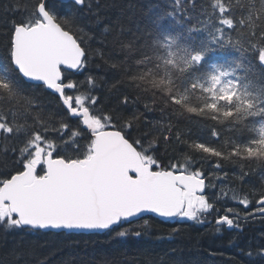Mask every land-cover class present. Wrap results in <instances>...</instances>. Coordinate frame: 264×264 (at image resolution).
<instances>
[{"label": "snow or ice", "instance_id": "obj_1", "mask_svg": "<svg viewBox=\"0 0 264 264\" xmlns=\"http://www.w3.org/2000/svg\"><path fill=\"white\" fill-rule=\"evenodd\" d=\"M108 6L0 4L20 13L0 62V234L20 237L12 264H47L26 233L139 238L146 214L206 224L215 212L216 232L264 219V0H148L115 23ZM108 36L122 53L109 65L120 73L109 92L124 89L115 106L89 68L107 62ZM181 118L207 137L192 139ZM253 175L259 186L245 192ZM259 239L249 264H264Z\"/></svg>", "mask_w": 264, "mask_h": 264}, {"label": "trees", "instance_id": "obj_2", "mask_svg": "<svg viewBox=\"0 0 264 264\" xmlns=\"http://www.w3.org/2000/svg\"><path fill=\"white\" fill-rule=\"evenodd\" d=\"M9 0H0V4ZM15 3L16 0H11ZM25 0H20L23 4ZM109 6L104 10L105 17L115 23L122 18V10L129 4L140 5L148 0H104ZM68 3V2H66ZM20 13L13 15L9 12L6 16L0 12V62L3 61L7 44L6 33L9 22L18 18ZM103 26H101L102 28ZM99 40L100 37L98 36ZM92 49H99V43H92ZM105 61L97 59L90 63L89 68L93 75L103 78V85L99 95L102 104L116 105V97L124 89L109 92V88L116 82L120 73L110 68V63L118 61L122 55L119 46L112 36H108L104 46ZM74 79L82 80V75H75ZM160 113L152 114L153 119H158ZM210 124V122H209ZM180 127L191 133V138H206L208 127L205 124L187 123L180 119ZM161 160L167 163L163 150L160 152ZM205 172L210 171L209 163H204ZM261 177L253 175L249 182L243 185L245 192L259 186ZM232 187V185H229ZM239 189L240 185H235ZM215 189L210 190L211 192ZM231 195V193H230ZM223 203V202H221ZM229 206H236L231 201ZM221 204H217L220 207ZM214 212L208 217L213 223L198 224L196 222L175 219L162 222L151 216V228L142 237H116L114 233L102 234H67L64 232H40L23 234L24 247L32 245L36 248V257L47 264H249L246 252L261 243L259 237L264 234V219L259 216L245 223L242 231L224 228L221 232L214 230ZM173 228L179 232L172 233ZM20 240L19 236H8L6 239L0 234V262L12 264L10 249Z\"/></svg>", "mask_w": 264, "mask_h": 264}, {"label": "water", "instance_id": "obj_3", "mask_svg": "<svg viewBox=\"0 0 264 264\" xmlns=\"http://www.w3.org/2000/svg\"><path fill=\"white\" fill-rule=\"evenodd\" d=\"M68 2V0H64V3ZM145 216H151L155 219H158L159 221H162V222H168V221H171L173 219H164V218H160V217H154L152 216V214H146ZM46 232H56V233H59V232H64V233H67V234H102V233H105V232H96V233H93V232H76V231H67V230H59V231H56V230H47Z\"/></svg>", "mask_w": 264, "mask_h": 264}]
</instances>
